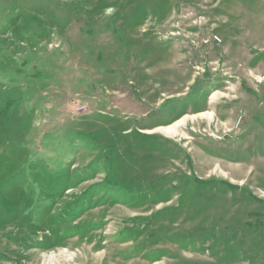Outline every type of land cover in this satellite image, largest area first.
<instances>
[{
	"label": "rangeland",
	"instance_id": "obj_1",
	"mask_svg": "<svg viewBox=\"0 0 264 264\" xmlns=\"http://www.w3.org/2000/svg\"><path fill=\"white\" fill-rule=\"evenodd\" d=\"M0 264H264V0H0Z\"/></svg>",
	"mask_w": 264,
	"mask_h": 264
},
{
	"label": "bare ground",
	"instance_id": "obj_2",
	"mask_svg": "<svg viewBox=\"0 0 264 264\" xmlns=\"http://www.w3.org/2000/svg\"><path fill=\"white\" fill-rule=\"evenodd\" d=\"M208 113V115H206V116H208L209 118H210V112H207ZM174 131H173V129L172 128H167V129H165V133H173Z\"/></svg>",
	"mask_w": 264,
	"mask_h": 264
}]
</instances>
